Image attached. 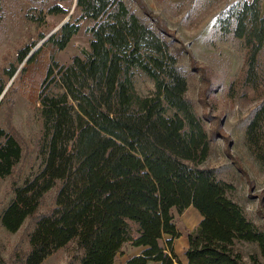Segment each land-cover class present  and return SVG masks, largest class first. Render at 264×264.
I'll use <instances>...</instances> for the list:
<instances>
[{
  "label": "trees",
  "instance_id": "obj_1",
  "mask_svg": "<svg viewBox=\"0 0 264 264\" xmlns=\"http://www.w3.org/2000/svg\"><path fill=\"white\" fill-rule=\"evenodd\" d=\"M40 1L39 19L72 11L57 31L41 37L44 46L64 50L85 22L91 40L69 63L52 54L41 86L42 163L13 185L1 217L13 233L33 222L21 264H42L70 243L81 254L76 264H117L127 245L140 253L126 264H264V224L231 197L234 185L218 167L204 165L218 130L207 127L186 96L190 71L203 69L190 57L188 70L186 49L166 23L145 0H72L67 8L66 0ZM262 2L230 5L221 24L223 36L243 42V83L254 90L262 84ZM18 70L10 64L3 74L14 83ZM137 71L154 83L146 95L137 91ZM8 82L0 83V95ZM245 135L263 159L264 95ZM22 156L19 136L0 126V177L12 175ZM53 189L54 206L40 213ZM190 206L202 218L187 235L183 263L174 250L181 233L173 211ZM244 245L251 247L247 256ZM1 247L0 241V264H10Z\"/></svg>",
  "mask_w": 264,
  "mask_h": 264
},
{
  "label": "rangeland",
  "instance_id": "obj_2",
  "mask_svg": "<svg viewBox=\"0 0 264 264\" xmlns=\"http://www.w3.org/2000/svg\"><path fill=\"white\" fill-rule=\"evenodd\" d=\"M0 83L9 81L0 95V126L15 132L23 146V156L12 175L0 177V241L1 251L10 264H21L18 257L27 250L28 234L33 229L28 219L17 232L8 231L1 217L14 197L13 185L23 183L42 163L43 123L40 116L39 93L54 54L60 63H69L90 45L91 35L85 22L64 50L43 45V35L58 30L63 15H47L39 19L40 0H0ZM72 0L63 2L65 7ZM175 35L187 54L183 63L190 69V57L200 69L190 71L189 98L196 112L205 116L207 127L218 130L213 152L205 166L218 167L222 177L234 185L231 197L242 205L247 216L259 225L264 224V158L260 159L246 142V126L251 111L264 95V51L260 54L261 86L252 89L244 85L245 49L243 42L221 33L223 18L229 6L241 0H145ZM140 12V11H139ZM34 15V17H32ZM35 52L32 63L27 62ZM26 56L20 61L22 56ZM19 66L13 83L3 74V68ZM136 88L141 95L154 90L153 81L142 71L135 76ZM13 83V84H12ZM264 152V145L261 148ZM56 190L49 191L40 208L48 212L55 204ZM181 237L175 239V249L183 263L188 246L187 235L199 224L200 212L190 206L182 213L173 211ZM244 255L251 247H242ZM136 249L127 245L122 254H133ZM80 251L75 243L59 249L43 264H76ZM120 261V258L118 259ZM175 264H178L177 262Z\"/></svg>",
  "mask_w": 264,
  "mask_h": 264
},
{
  "label": "crops",
  "instance_id": "obj_3",
  "mask_svg": "<svg viewBox=\"0 0 264 264\" xmlns=\"http://www.w3.org/2000/svg\"><path fill=\"white\" fill-rule=\"evenodd\" d=\"M248 1H250V0H248ZM262 14L264 15V0H263V2H262ZM201 217V216H200ZM202 218V217H201ZM201 220V219H200ZM178 230H179V232L181 233V230L178 228ZM180 237H181V235H180ZM178 239V238H177ZM174 250H175V252L177 253V251H176V249H175V241H174ZM140 253V249H136L135 251H134V253L133 254H120L119 256H118V259L120 258V261H117V264H126V262H127V260L130 258V257H133V256H135V255H138ZM178 254V253H177ZM50 257V256H49ZM48 257V258H49ZM48 258L45 260V261H47L48 260ZM44 261V262H45ZM43 262V263H44ZM42 263V264H43ZM148 264H160V263H156V262H153V261H151V262H149Z\"/></svg>",
  "mask_w": 264,
  "mask_h": 264
},
{
  "label": "water",
  "instance_id": "obj_4",
  "mask_svg": "<svg viewBox=\"0 0 264 264\" xmlns=\"http://www.w3.org/2000/svg\"><path fill=\"white\" fill-rule=\"evenodd\" d=\"M72 14V11L70 12V14L61 22V24H60V26H59V28L65 23V22H67L68 20H69V17H70V15ZM58 28V29H59Z\"/></svg>",
  "mask_w": 264,
  "mask_h": 264
}]
</instances>
